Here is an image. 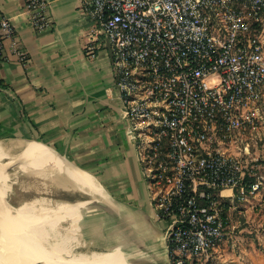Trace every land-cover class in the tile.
<instances>
[{
  "label": "built area",
  "instance_id": "built-area-1",
  "mask_svg": "<svg viewBox=\"0 0 264 264\" xmlns=\"http://www.w3.org/2000/svg\"><path fill=\"white\" fill-rule=\"evenodd\" d=\"M35 32L52 26L48 3L22 0ZM84 53L103 42L168 264H219L226 207L258 191L251 169L225 153L260 120L264 99V0H82ZM28 62L10 21L4 44Z\"/></svg>",
  "mask_w": 264,
  "mask_h": 264
},
{
  "label": "crops",
  "instance_id": "crops-1",
  "mask_svg": "<svg viewBox=\"0 0 264 264\" xmlns=\"http://www.w3.org/2000/svg\"><path fill=\"white\" fill-rule=\"evenodd\" d=\"M44 1L52 26L35 32L22 0H0V16L12 24L28 60L18 61L5 42L0 60V142H33L56 155L59 167L52 181L81 198L52 203L68 215L76 208L75 221L89 250L117 249L132 264H168L164 226L127 136L107 44L103 42L95 59L87 58L90 22L81 14L82 0ZM62 164L94 179L104 200L78 189ZM228 220L227 212L226 236Z\"/></svg>",
  "mask_w": 264,
  "mask_h": 264
},
{
  "label": "bare ground",
  "instance_id": "bare-ground-1",
  "mask_svg": "<svg viewBox=\"0 0 264 264\" xmlns=\"http://www.w3.org/2000/svg\"><path fill=\"white\" fill-rule=\"evenodd\" d=\"M3 159L7 163L0 162V264H132L127 262V255L117 249L89 250L75 221L76 208H71L72 214L68 215L66 210L56 209L48 198H34L16 208L8 205L6 200L12 184L7 167L14 163L21 173L43 180L59 167L53 152L33 142L3 141L0 142V161ZM63 165L61 168L78 189L92 198L104 200L105 195L94 179Z\"/></svg>",
  "mask_w": 264,
  "mask_h": 264
},
{
  "label": "rangeland",
  "instance_id": "rangeland-1",
  "mask_svg": "<svg viewBox=\"0 0 264 264\" xmlns=\"http://www.w3.org/2000/svg\"><path fill=\"white\" fill-rule=\"evenodd\" d=\"M262 42L264 44V33ZM258 111L261 119L255 122L252 131L237 139L235 144L225 147L226 154L239 159L247 170L251 169V174L254 175L252 182L261 184L247 202L237 203L233 211H230L229 206L225 208L228 212L229 229L228 235L215 252V259L219 264H264V99L259 103ZM0 162L7 163V160ZM6 173L12 184L6 200L11 207L16 208L34 198H48L53 203H71L81 198L78 192L52 181L53 174L43 180L36 179L21 173L14 163L7 167ZM56 209L64 210L61 207Z\"/></svg>",
  "mask_w": 264,
  "mask_h": 264
},
{
  "label": "water",
  "instance_id": "water-1",
  "mask_svg": "<svg viewBox=\"0 0 264 264\" xmlns=\"http://www.w3.org/2000/svg\"><path fill=\"white\" fill-rule=\"evenodd\" d=\"M166 259H167V251H166ZM167 263H168V261H167Z\"/></svg>",
  "mask_w": 264,
  "mask_h": 264
}]
</instances>
